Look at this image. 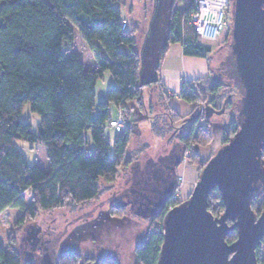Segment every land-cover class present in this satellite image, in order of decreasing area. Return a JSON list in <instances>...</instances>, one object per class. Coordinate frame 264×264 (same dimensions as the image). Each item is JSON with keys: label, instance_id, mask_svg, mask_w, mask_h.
Returning <instances> with one entry per match:
<instances>
[{"label": "trees", "instance_id": "obj_1", "mask_svg": "<svg viewBox=\"0 0 264 264\" xmlns=\"http://www.w3.org/2000/svg\"><path fill=\"white\" fill-rule=\"evenodd\" d=\"M192 1L181 7L170 5L160 58L169 44L176 42L180 43L183 54L189 56H204L211 50L199 42L193 27L187 23ZM123 21L120 0H0V213L6 208L20 209L18 223H22L26 218H35L39 211L90 201L101 192V180L112 184L118 167L129 165L126 150L131 129L126 116L132 104L142 106L144 86L157 84L158 78L142 80L144 58L134 49V29L129 30L126 22L123 28ZM71 24L93 51L94 69H85L77 54L71 52L74 42ZM158 68L156 64L155 70ZM106 70L113 84L106 90L104 100L96 103L95 85ZM220 86L209 73L184 81L177 94L193 104L191 112L181 115L167 105L169 122L180 120L187 127L178 134L181 142L177 146L183 153L189 144L200 146L209 140L208 129L199 119L188 118L205 89L210 96L203 101L219 108ZM158 87L160 97L168 98L162 85ZM25 103L39 116L36 131L29 122H20L17 118ZM109 103L115 105L117 112L123 111L126 121L124 128L116 131L112 143L105 137L106 124L109 126L112 119ZM229 104L233 105L231 100ZM95 107L97 113L93 116ZM156 116L159 118V113ZM237 129L235 114L224 131L223 144ZM86 132L92 148L85 138ZM174 134L169 137L170 141ZM17 140L42 145L50 168L43 170L29 164ZM261 157L264 167V149ZM208 159H198L195 150L189 155L190 162L197 164L200 171ZM171 195L150 217L152 220L162 224L165 213L180 202ZM250 205L258 216L264 208L263 188L252 193ZM223 209L220 192L214 188L207 197V210L217 217ZM113 210L110 205L109 212ZM235 239L236 230L225 237L227 243ZM162 241L161 227L150 228L134 247V264H155ZM254 252L257 263L264 264V232ZM91 260L66 251L57 255L55 264H88ZM0 264H22L11 241L5 248L0 246ZM94 264L117 263L105 259Z\"/></svg>", "mask_w": 264, "mask_h": 264}, {"label": "rangeland", "instance_id": "obj_2", "mask_svg": "<svg viewBox=\"0 0 264 264\" xmlns=\"http://www.w3.org/2000/svg\"><path fill=\"white\" fill-rule=\"evenodd\" d=\"M189 2L190 0H120L121 18L126 22L129 30L134 29V49L141 52L144 58L142 80L158 78V71L155 70L156 64H159L160 77V67L163 61V58H160V53L164 46V41L161 38V26L163 25L161 18L167 15L172 3L181 7ZM71 31L74 39L71 52L77 54L85 69H94L96 61L93 51L81 38L73 24H71ZM229 41L230 31L228 28L221 30L215 40L199 39L200 43L211 47L209 52L199 57L206 59L209 75L213 82L221 83L219 90L222 93V100L229 97L231 103L234 104L238 100L239 93L231 79L218 71V66L226 55ZM173 44L180 45L176 42L169 44V47ZM121 48L128 51L126 47ZM156 49H158L157 53H155ZM184 81L187 79L182 77L179 89ZM112 84L113 78L109 71H104L95 85L96 103L104 100L105 92ZM166 93L168 92L166 91ZM168 94V98L164 99L160 97V89L157 84L144 86L142 106L138 107L137 104H132L133 107L128 110L129 115L126 117L131 135L126 157L131 164L118 167L116 179L112 184H106L101 180V192L96 198L76 206L66 205L51 211H39L35 218H26L22 223H18L22 214L20 209L6 208L0 213V246L5 248L11 241L20 255L22 264L34 262L35 256L31 254L32 240L28 237L33 227H39L41 230L49 232V234L47 232V247L54 246L56 254L66 251L76 252L91 258L92 260L88 264L105 259L114 260L117 264H134V247L144 238L150 228L160 226L162 229V224L150 217L144 218L136 215L127 198L120 194L131 184L133 162L138 161L142 166L146 165L149 159L156 161L159 157L170 152L173 143L181 142L178 134L183 133L187 127L181 125L180 120L169 122L170 111L167 105L169 104L181 115H185L191 112L193 104L183 100L178 94L177 96L174 93ZM202 94L204 96L195 102L193 114L199 110L200 106H203L205 102L203 99L210 96L206 89ZM109 111L112 119L115 118L117 108L114 104L109 103ZM234 112L233 110V114ZM96 113L97 108L95 107L93 116ZM157 113H159V118L156 116ZM120 114L125 119L123 111ZM233 114L226 110L221 114L214 113L207 118L199 119L200 124L208 129L209 140L204 145L199 146L191 143L186 147L183 157L175 169L176 187L171 195L172 199L177 201L186 199L198 179L200 168L197 164L190 162V153L195 150L198 153V159L202 161L215 154L223 144V134L227 130ZM17 118L20 122H29L31 129L36 131L39 116L30 109L29 103L23 104ZM156 118L157 121H155ZM115 133L116 130L106 124L105 137L111 143ZM173 134L174 137L170 141L169 137ZM85 138L89 147L92 148L88 132L85 133ZM16 144L26 156L29 164H36L43 170L50 168L45 148L42 145H30L23 140H17ZM110 205L113 206L114 212H109ZM36 251V254H40L39 250Z\"/></svg>", "mask_w": 264, "mask_h": 264}, {"label": "water", "instance_id": "obj_3", "mask_svg": "<svg viewBox=\"0 0 264 264\" xmlns=\"http://www.w3.org/2000/svg\"><path fill=\"white\" fill-rule=\"evenodd\" d=\"M161 23L165 41L168 13ZM222 65L240 94L238 129L207 160L187 198L163 216V241L155 264H258L254 251L264 232V208L256 216L250 202L253 192L264 189V0H232L230 41ZM203 111L207 118L222 113L223 107L215 110L205 104ZM200 113L188 119H198ZM182 157V149L173 143L158 160L149 159L142 167L133 163L131 184L120 196L127 198L136 215L152 217L172 194ZM214 188L224 206L217 217L207 210ZM231 230H236V239L227 243ZM39 231L33 227L28 237L32 251L40 248L33 263L55 264L58 254L54 246L47 247L48 240L38 244Z\"/></svg>", "mask_w": 264, "mask_h": 264}, {"label": "built area", "instance_id": "obj_4", "mask_svg": "<svg viewBox=\"0 0 264 264\" xmlns=\"http://www.w3.org/2000/svg\"><path fill=\"white\" fill-rule=\"evenodd\" d=\"M231 4L232 0H193L192 9L186 16L187 23L193 27L199 39L215 40L221 30L231 29ZM125 26L123 21L122 27ZM120 112L109 121V126L116 131L122 130L125 123Z\"/></svg>", "mask_w": 264, "mask_h": 264}, {"label": "crops", "instance_id": "obj_5", "mask_svg": "<svg viewBox=\"0 0 264 264\" xmlns=\"http://www.w3.org/2000/svg\"><path fill=\"white\" fill-rule=\"evenodd\" d=\"M160 69L159 77L158 68L157 85H162L163 90L168 93H174L176 96L182 77L191 81L209 73V66L205 58L183 54L179 44L168 46Z\"/></svg>", "mask_w": 264, "mask_h": 264}, {"label": "flooded vegetation", "instance_id": "obj_6", "mask_svg": "<svg viewBox=\"0 0 264 264\" xmlns=\"http://www.w3.org/2000/svg\"><path fill=\"white\" fill-rule=\"evenodd\" d=\"M222 62H223V61H221L220 65L218 66V71H219L221 74L224 72ZM232 84H233V83H232ZM236 90H237V89H236ZM239 98H240V94H239V97H238L237 99L239 100ZM238 100L233 104V106H230V104H229V102H230V98L228 97L227 99L222 100V102H221L219 108H217V107H215V106H212V105H211L212 103H209L208 101H205L204 104H203V106H200V107H199V110H201V113H200V117H199L198 119H200L201 117H204L203 107L205 106V104H206V105H209V106H211V107H213L215 110H219V109H221V108L223 107V112H225L226 110H228V111L232 112V114H233V110H234V111L237 113V102H238ZM199 110H198V111H199ZM223 112H222V113H223ZM235 112H234L233 116H235V114H236ZM212 114H214V113H212ZM220 114H221V113H220ZM193 115H194V114H193ZM141 167H142V166H141ZM122 192H123V191H122ZM115 198H116V197H115ZM115 198H114V200H115ZM47 232H48V231H43V230L40 229V231H39V233H38V236H39L38 244H39V245L44 244L45 241L47 240V237H48V234H49V232H48V234H47ZM37 250L40 251V248H38ZM36 252H37V251H32L31 254H36Z\"/></svg>", "mask_w": 264, "mask_h": 264}, {"label": "bare ground", "instance_id": "obj_7", "mask_svg": "<svg viewBox=\"0 0 264 264\" xmlns=\"http://www.w3.org/2000/svg\"><path fill=\"white\" fill-rule=\"evenodd\" d=\"M125 124H126V121H125V123L123 124L122 129L124 128ZM175 185H176V183H175Z\"/></svg>", "mask_w": 264, "mask_h": 264}]
</instances>
